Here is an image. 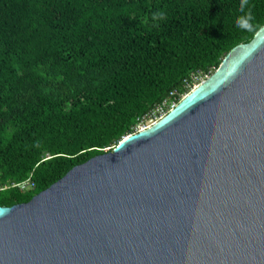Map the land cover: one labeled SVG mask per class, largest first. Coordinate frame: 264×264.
<instances>
[{"label":"water","instance_id":"obj_1","mask_svg":"<svg viewBox=\"0 0 264 264\" xmlns=\"http://www.w3.org/2000/svg\"><path fill=\"white\" fill-rule=\"evenodd\" d=\"M0 264H264V26L150 127L0 207Z\"/></svg>","mask_w":264,"mask_h":264},{"label":"trees","instance_id":"obj_2","mask_svg":"<svg viewBox=\"0 0 264 264\" xmlns=\"http://www.w3.org/2000/svg\"><path fill=\"white\" fill-rule=\"evenodd\" d=\"M239 5L0 0V187L34 184L0 191V207L111 152L164 102L167 114L264 26V0H248L253 32L236 27Z\"/></svg>","mask_w":264,"mask_h":264},{"label":"built area","instance_id":"obj_3","mask_svg":"<svg viewBox=\"0 0 264 264\" xmlns=\"http://www.w3.org/2000/svg\"><path fill=\"white\" fill-rule=\"evenodd\" d=\"M173 108H174V104L171 103L169 105V109L171 110ZM167 109H168V103L164 102L161 106L157 107L154 110L149 121L153 120L154 123L157 122L158 120H160L161 118H163L166 115ZM144 129H140V130H144ZM7 189H17L19 192H31L34 190V184L30 179H28V180L21 182V183H18V184H7V185L0 187V191L7 190Z\"/></svg>","mask_w":264,"mask_h":264},{"label":"clouds","instance_id":"obj_4","mask_svg":"<svg viewBox=\"0 0 264 264\" xmlns=\"http://www.w3.org/2000/svg\"><path fill=\"white\" fill-rule=\"evenodd\" d=\"M239 11L243 15L237 17L235 21L236 27L244 31L253 32L256 29V25L253 24L255 18L249 8L248 0H240ZM156 15L162 18L163 14L158 13Z\"/></svg>","mask_w":264,"mask_h":264},{"label":"rangeland","instance_id":"obj_5","mask_svg":"<svg viewBox=\"0 0 264 264\" xmlns=\"http://www.w3.org/2000/svg\"><path fill=\"white\" fill-rule=\"evenodd\" d=\"M204 80H206V79H199V80H198L199 84H200L201 82H203ZM153 123H154L153 120H151V121H147L146 123L142 124V125L139 127L138 130H140V129H144V128L146 129V128L150 127Z\"/></svg>","mask_w":264,"mask_h":264}]
</instances>
